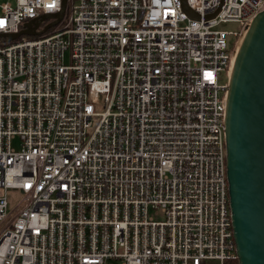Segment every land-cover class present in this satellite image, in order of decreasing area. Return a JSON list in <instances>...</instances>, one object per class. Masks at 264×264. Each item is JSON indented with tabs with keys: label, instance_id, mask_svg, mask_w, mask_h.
<instances>
[{
	"label": "built area",
	"instance_id": "2783aa9c",
	"mask_svg": "<svg viewBox=\"0 0 264 264\" xmlns=\"http://www.w3.org/2000/svg\"><path fill=\"white\" fill-rule=\"evenodd\" d=\"M263 9L0 0V264L238 262L226 102Z\"/></svg>",
	"mask_w": 264,
	"mask_h": 264
},
{
	"label": "water",
	"instance_id": "95a60500",
	"mask_svg": "<svg viewBox=\"0 0 264 264\" xmlns=\"http://www.w3.org/2000/svg\"><path fill=\"white\" fill-rule=\"evenodd\" d=\"M62 16L63 11L26 23L24 30L10 37L40 35ZM46 19L53 21L37 31ZM225 128L238 264H264V9L251 20L237 52L229 78Z\"/></svg>",
	"mask_w": 264,
	"mask_h": 264
},
{
	"label": "rangeland",
	"instance_id": "374dc122",
	"mask_svg": "<svg viewBox=\"0 0 264 264\" xmlns=\"http://www.w3.org/2000/svg\"><path fill=\"white\" fill-rule=\"evenodd\" d=\"M219 30H224V31H237L239 30V25L236 23H226V24H222L218 27ZM232 40H234V38H230ZM112 264H120L119 262H111Z\"/></svg>",
	"mask_w": 264,
	"mask_h": 264
},
{
	"label": "trees",
	"instance_id": "16d2710c",
	"mask_svg": "<svg viewBox=\"0 0 264 264\" xmlns=\"http://www.w3.org/2000/svg\"><path fill=\"white\" fill-rule=\"evenodd\" d=\"M234 264H238V262H234Z\"/></svg>",
	"mask_w": 264,
	"mask_h": 264
},
{
	"label": "bare ground",
	"instance_id": "6f19581e",
	"mask_svg": "<svg viewBox=\"0 0 264 264\" xmlns=\"http://www.w3.org/2000/svg\"><path fill=\"white\" fill-rule=\"evenodd\" d=\"M247 30V29H246Z\"/></svg>",
	"mask_w": 264,
	"mask_h": 264
}]
</instances>
